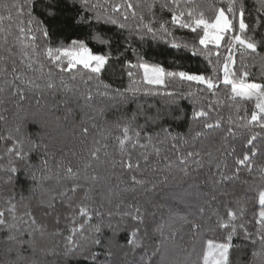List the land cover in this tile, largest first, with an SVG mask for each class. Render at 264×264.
<instances>
[{
    "label": "snow or ice",
    "instance_id": "1",
    "mask_svg": "<svg viewBox=\"0 0 264 264\" xmlns=\"http://www.w3.org/2000/svg\"><path fill=\"white\" fill-rule=\"evenodd\" d=\"M75 5L79 3L81 9L85 11H93L95 5L90 3V0H71ZM258 11H264V0H258ZM159 5L161 11L167 10L171 13L170 21H160L159 28H154L152 25L156 23L155 15L151 19L144 22V16L140 15L141 21L134 30L135 34L143 41L145 36L151 34L153 40L162 41L177 52L190 51L193 56L203 57L211 66L209 74L203 73H189L185 70H167L160 63H150L140 56L136 49H131L133 55L137 56V62L127 63L129 69L127 75L130 79V84L127 88L121 90L119 88L112 90L110 96L109 91H104L103 96L111 99L119 98L122 102H127L129 98H135L138 95H160L170 97L169 103L177 104L180 99L186 96L196 97L197 93L205 92L210 94L215 99L209 100L208 110L201 105L198 109L193 108L192 121L200 122V130L193 134V128H189V135L177 133L173 135L168 129H162L163 135L157 133L155 136H145L146 143H141L142 128L134 125L136 115L133 114L131 118L123 124H117L119 135L112 137L111 131L105 129L101 133L100 140H94L93 145L86 149L87 156L82 157V163L79 167L74 169L71 162H65L63 159L59 162L58 167L64 170V175L56 172L54 176H41L40 179H55L56 184L51 188L46 189L47 198L39 201L38 207L45 208L48 211L44 213L45 216L52 218V230L49 232L46 224H38L37 218L30 208L25 206L26 210L23 215H17V205L13 203L12 199L7 201L8 207L0 210V232H5L3 238V255L4 259L0 260V264H79L81 260L84 264H118L113 260L115 255L113 248L123 249L128 247L130 252H125L124 256L134 254L136 249L144 247L145 241L141 236V226L145 223L144 209L139 203H129L126 205L127 211L121 212L120 207L124 204L121 200L116 206V211H108L107 216L109 220L113 215L119 216L121 219L130 217L136 222L135 226L129 229L127 244L122 245L117 243L114 239H108L105 243H101L99 233L101 228L99 225L91 226L93 215L102 216L101 212L103 204L97 205L95 200L91 198V194L96 190L97 185L101 181H110L113 176L121 183L123 174L116 175L115 169L120 167L129 173V180L134 186H140L143 191L141 195H147L156 191L158 184H168L170 181H175L178 178L187 177L190 175L189 164L195 165L197 169L204 167V157H208V163L211 164L215 158L214 152L211 150L206 151H187L177 157V160L168 162L165 166V174L159 181H147L138 173H143L149 164V157L155 155L158 160L161 157L163 149L159 145L170 144L172 149H179L183 145H188L200 138L207 139L210 135V130L221 128V121L223 117L217 115L214 119L209 116V112L213 109V105L219 106L223 101L220 97L221 86L227 90V98L233 103L230 107L236 109L239 113L241 107L245 102H253L254 109L251 115L244 116L237 115L235 118L229 116L227 122L229 125H234L239 129H250L251 127H259L264 130V84L250 82L248 77L250 75L248 69L254 66L255 62L259 60L264 66V47L261 45V40L254 38L255 27L249 31V24L245 21V5L243 0H220V6L214 7L211 15H206L205 11L201 9L196 0H150L148 4L149 12ZM183 5V6H182ZM7 7V6H6ZM14 7L17 10L18 17H26L20 19L16 24L19 35L16 37V43L20 46L21 63L28 70L36 71L33 68L34 64L39 65V77L26 78V73L17 69L15 62L11 65L12 79H8L9 69L6 64L0 63V79L3 83L0 84V103L4 100V94L11 90L12 96H19L21 100L25 99V92L31 90H39L41 93L44 91H51L53 94L58 90L65 92L73 91L72 86H69L64 76H59V85L55 82V74L51 69L47 73L44 72L45 65L40 63L39 57L41 55L55 68L59 73H71L69 79L75 81L79 77L80 81L87 85L89 81H94L97 88L101 85L104 89H111V85L104 83L100 79V74L105 69L109 60L112 59L111 44L112 40L106 34H102L95 25L103 22L105 25H116L120 29L127 28V24L121 23L118 19L110 16H101L94 14L92 17H84L77 14L73 18V23L81 25H89L94 30L91 34L84 39L76 38L71 39L68 44H59L58 46H46L43 52L37 51L39 45L37 41V33L45 38L46 44L49 38L48 25L40 16L36 15L35 9L42 8L45 17L54 20L59 12V0H23V3H16ZM121 7L132 9L133 5L129 2L126 5H113L115 11H119ZM133 16H137L135 11L132 12ZM124 20L128 19L127 11L123 14ZM13 20L11 10L9 15H0V48H3L10 55H12L11 48L5 47L8 42V35L11 33L4 27V21ZM93 21L95 24H93ZM178 26L180 29H188L195 33L193 40H178L174 35L172 29L167 25ZM131 34V31H130ZM264 39V37H262ZM88 40H92L99 45L105 46L102 53L94 52L89 46ZM131 48V45L128 46ZM223 48V52L221 49ZM30 50V51H29ZM128 49H125L127 51ZM237 53L240 57L239 66L237 67ZM215 57V59H213ZM119 58L118 56L116 57ZM6 58L0 56V61ZM246 60H251L252 63H247ZM76 71H73V70ZM132 69H136L134 73ZM137 73L138 79H133ZM222 73V75H221ZM37 79L44 80L43 85L36 82ZM17 81L20 83L17 84ZM186 82L188 91L187 93L179 92L173 89L169 91V86L173 83ZM26 85L27 87H21ZM194 86H196L194 88ZM202 86V87H199ZM75 94V93H74ZM86 105L92 99L91 91L83 94ZM207 98V97H205ZM66 103V101H65ZM193 103H196L193 100ZM38 106L37 113L33 114V118L28 116H18V123L15 127V134L9 131L7 136H0V139L11 141V147L6 148V154L10 157L9 167L6 171L15 173L17 169L12 167L11 156L15 154L20 159H26L27 153L25 151V143L30 146L27 152H32L37 149H43L44 155L48 156L49 145L37 144L31 140V134L22 132L26 129L28 123L40 124L41 121L36 119L40 111V101L37 100ZM90 107V105H87ZM20 105L17 104V108ZM102 113L103 109H98ZM179 117H177L178 119ZM203 118V119H201ZM0 119L4 117L0 116ZM59 120V118H57ZM66 120L67 117H64ZM92 128H96L92 124ZM80 134L82 137L89 135V128L87 121H82L80 126ZM238 133L233 127L226 130V135L221 137V148H223L228 141L229 137L235 138ZM259 133H251L250 138L247 139V144L252 146L251 156L256 155L255 145L253 141L256 140ZM112 137L115 140L116 149L115 154L109 151V144L107 140ZM155 141V143H154ZM148 146L152 147V152L143 151L140 153L145 167L141 168V160H133L131 150L139 147L146 149ZM221 148L216 151L220 152ZM231 151H235L232 149ZM117 156L119 158H117ZM102 157L104 158L102 160ZM3 157H0L2 159ZM163 159L168 160L167 156ZM48 160L41 161V169L43 172L48 169ZM237 165H243L251 173L252 161L248 153L243 154L242 158L236 160ZM104 166L108 172L107 176H100L97 168ZM221 164H216L215 175L220 177V180H234L238 178L240 168L237 167L231 174L226 171L222 172ZM226 169L227 165H223ZM92 173L89 174V170ZM157 169L153 166V171ZM259 176L264 180V167L259 169ZM33 181L37 180L35 172L31 173ZM11 179V177H9ZM151 184L148 187V184ZM216 183V181H213ZM83 190L84 201L74 203L76 194ZM135 191V187L131 188ZM109 195L113 194L111 187L108 189ZM227 193L222 192L221 195ZM23 199V198H22ZM216 200L213 195L208 204ZM258 202L260 211L258 219L256 220V227L249 230L244 223L237 225L234 223L243 216L244 209L240 208L239 211L231 208L226 209L227 219L221 216L218 212H213L212 215L216 216V226L227 229V233L223 242H217L214 239H207L206 247L195 259H192L191 253H188L187 248L182 245H176L177 233L184 225H191V230L194 236H198L203 231H214V228L208 224L209 216L204 218L205 209H199V216L189 218V215H180L179 213H170L174 216L175 220L180 223V227L171 226L167 235L164 233V226L158 225L155 231L160 234L159 239L154 246L151 247L150 252L145 250V254L140 257L143 264H233L230 259L231 250L237 247L232 243L233 238L238 235V228L242 231V239L247 241L248 245L253 246L251 253L252 260L249 264H264V190L258 192ZM239 203V202H238ZM57 204H62L70 209V213H61L57 209ZM5 212L8 213L6 218ZM69 221L68 235L64 236L63 231L57 227L61 223V217ZM154 215V213H153ZM82 218L81 222L77 223V219ZM203 221V222H202ZM111 227V224H109ZM91 232V235L87 233ZM147 229H145V235ZM48 237L63 236V244H57L54 239H46ZM258 246V249H257ZM170 248L178 249L180 252L187 253L183 260L170 261L167 252ZM102 249L103 251H99ZM195 249H193L194 251ZM104 256V260L100 261V256ZM48 257L53 260L49 261ZM157 258V259H153Z\"/></svg>",
    "mask_w": 264,
    "mask_h": 264
},
{
    "label": "trees",
    "instance_id": "2",
    "mask_svg": "<svg viewBox=\"0 0 264 264\" xmlns=\"http://www.w3.org/2000/svg\"><path fill=\"white\" fill-rule=\"evenodd\" d=\"M129 2L133 5L132 9H126L125 7H121L119 11L113 9V5H126ZM16 3H23V0H0V15H9L10 9L13 16L12 21L7 19L4 21V27L11 33L8 35V42L5 47L11 48L13 54L10 55L3 48H0V56L6 58L0 63L7 65L9 69L7 78L9 80L12 79L11 65L13 62L17 65L18 70L26 73V78L39 77L38 64L33 65V68L37 70L32 71L26 69L21 63L20 46L16 43V37L19 35L16 24L20 19L26 20V17L17 16V10L14 7ZM90 3L95 5L93 11L83 10L79 3L73 5L71 0H59V12L54 20L45 17L42 8L35 9L36 15L44 20L49 29L47 44L45 38L37 33L36 43L39 45L37 51L42 53L46 46H58L61 43H70L71 39L87 38L94 29L86 24L73 23V18L77 14L84 17L100 14L101 16H110L118 19L121 23L127 24L128 27L120 29L116 25H105L103 22L95 25V29H98L102 34H106L112 40L111 51L113 58L109 60L100 74V79L104 83L111 85V89L106 90L102 85L97 88L94 81H89L85 85L80 81L79 77L73 81L69 79L72 75L71 73H59L58 69H55L41 55L39 61L45 65L44 72L47 73L51 69L55 74L54 79L57 85L60 83L58 77L64 76L66 83L72 86L73 91L58 90L53 94L51 91L41 93L39 90H31L25 92L26 98L21 100L19 96H12L10 94L11 90H9V92L4 94L3 102L0 103V116L4 117V119H0V136H7L9 131L15 134L14 130L18 123V116L26 115L30 119L33 118V114L37 113L38 108L36 101H40V111L35 118L39 119L41 123H28L26 129H22V132L30 133L31 140L37 144H48V152L50 154L45 156L43 149L27 152L30 145L25 143L27 157L26 159H20L13 154L11 156V166L15 167L17 171L10 173L6 171L9 167L10 159L6 154V148L11 147L12 142L0 139V157H3L0 159V210L6 209L8 207L7 201L12 199L13 203L17 205V215H23L26 210L25 206H27L36 216L37 223L46 224L49 232L52 230V218L45 216L44 213L48 210L38 207V205L41 199L47 198L45 190L54 186L56 181L55 179L41 180L40 177L54 176L56 172L64 175V170L58 167L61 159L66 163L70 161L71 166L76 169L81 165L82 157L87 156L86 149L92 147L94 140L101 139V133L105 129L111 131L112 137L119 135L117 124L125 123L133 114L136 115L134 125L143 129L141 132V143H146L144 138L147 135L155 136L160 133L162 136V129L165 128L171 131L173 135L180 133L190 139L189 128H193L194 134L201 127L199 121H192L193 108L198 109L203 105L205 110H208L209 100L215 99L208 93L200 92L197 93L196 97L186 96L180 99L177 105L169 103L170 97L164 96L162 93L160 95L130 97L126 103L120 101L119 98L114 100L103 96L102 93L104 91H109L111 96L112 90L117 88L123 90L129 86L131 81L127 75L129 70L127 63L129 61L132 63L137 62V56L133 55L131 49H136L137 53L148 62L160 63L167 70H185L189 73L207 75L211 72V66L203 57L193 56L190 51L177 52L170 45L159 40H153L151 34L146 35L143 41L140 40L139 36L134 32L136 26L141 23L139 20L140 15L144 16V22L149 21L152 15H155L156 23L152 25L154 28H159V23L162 20H171V13L167 10L161 11L159 5L150 13L148 9L150 0H90ZM196 3L200 5L206 15H211L213 8L220 6V0H196ZM243 3L245 5V21L249 24V31L251 33L252 28L255 27L254 38L261 40V45L264 47V39H262L264 37V11H258V0H243ZM125 11L128 14L127 20L123 18ZM133 11L137 13V16L132 15ZM93 24H95L94 21ZM167 26L172 29L173 35L178 40L195 39L196 34L188 29H180L170 23ZM88 43L94 52L102 53L105 50V46L99 45L92 40H88ZM129 45H131V48L128 47ZM125 49L128 50L125 51ZM221 51L223 52V48ZM117 56L119 57L118 59L116 58ZM239 62L240 57L237 53V67ZM246 62L252 63L251 60H246ZM73 71L76 70L74 69ZM132 71L134 73L137 72L136 69H132ZM248 71L250 73L248 77L250 82L264 84V66L261 65L259 60L255 62L254 66L249 67ZM140 74L142 73H137L133 79H138ZM36 82L41 85L45 83L44 80L40 79H37ZM2 83L3 79H0V84ZM19 83L17 81V84ZM21 87L26 88L27 86L21 85ZM173 89L187 93V83H173L168 90L172 91ZM89 90L91 91L92 99L87 102V105H90V107L86 105L83 95L88 93ZM220 97L223 102L219 106L213 105V109L209 112V116L213 119L217 115L224 118L221 121L220 129L210 130V135L207 139L200 138L188 145H183L179 149H172L171 145L167 143L164 145L157 144L158 147L163 149L161 157L158 160L155 155L150 156L147 169L137 175L138 178L143 176L147 181H159L165 174L164 169L168 162H174L179 155L192 150L213 151L215 158L211 164L208 163L207 156L204 157V167L202 168L197 169L195 165L190 163L189 176L170 181L166 185L158 184L156 191L147 195H141L143 189L140 186L132 185L129 180V173L117 167L115 173L116 175L123 174L125 183H121L116 179V176H113L110 181H101L91 194V198L95 200L97 205L103 204L101 212L104 214L102 216L93 215L91 221V226L99 225L101 228V232L98 235L102 244L108 239H114L117 243L126 245L129 235L128 230L136 224L130 217L121 219L119 216L113 215L111 220H109L107 212H115L116 206L121 200L124 201V204L120 207L121 212L128 210L126 205L129 203H139L144 209L145 223L141 226V236L145 241V245L140 249H136L134 254L127 257L124 256V253L130 252V248H113L115 255L112 259L117 261L118 264H143L140 257L145 254V250L150 252L151 247L161 239L155 228L158 225H163L164 233L167 235L171 226L180 227V223L175 220L171 213L190 214L189 218L191 219L194 216H199V209L203 207L205 209L204 218L207 219L211 216L208 224L214 228V231H203L200 235L194 236L191 225H184L177 233L176 245H182L187 248L188 253L192 255V259L200 255L202 249L206 247L207 239L211 238L217 242H223L225 238L228 230L216 226V216L212 215L213 212H218L227 219V208L236 211L243 208V216L234 223L237 225L244 223L249 230L258 227L256 220L261 210L258 202V192L264 190V180L259 176V169L264 167V130L258 126L250 129H239L235 128L234 125H229L227 118L230 115L234 118L237 115L244 116L247 114L250 116L251 112L255 110L254 103L245 102L239 113H237L235 108L229 106L233 102L227 98V90L223 89V86H221ZM193 100L196 103H193ZM17 104L20 105L19 108H17ZM98 109H103V112H98ZM64 117H67V119L65 120ZM177 117L179 118L177 119ZM82 121H87L89 128L87 137H82L80 134ZM92 124H95L96 128H92ZM229 127H233L238 135L235 138L229 137L227 144L221 148V137L226 135V130ZM251 133H259L256 140L253 141L256 151L255 156H251L252 146L247 144V139L250 138ZM112 137L107 140V143L109 144V151L115 154L116 144ZM217 148H221V151L217 152ZM232 149H235V151H231ZM143 151L152 152V147L148 146L146 149L137 147L131 150L133 160H141V168L145 167L140 157V153ZM245 153H248L251 157V173L245 166L236 164V160L242 158ZM164 156H167L168 160L163 159ZM117 158L119 157L117 156ZM43 159H47L49 163L48 169L41 172V161ZM216 164H221L220 171H226L227 174H231L239 167L238 178L220 180V177L215 175L217 171ZM223 165H227V168L225 169ZM153 166L157 169L156 171H153ZM33 172L37 175L36 181L31 178V173ZM97 172L102 177L108 175L104 166L98 167ZM91 173L92 170L90 169L89 174ZM213 181H216V183H213ZM147 186L150 187L151 184L149 183ZM109 187L113 190L112 195L108 193ZM132 187H135V191L131 190ZM222 192L227 194L221 195ZM213 195L216 196V200L208 204L207 201ZM81 201L90 202L84 201L83 190H80L74 198V203ZM57 209L65 214L71 212L70 209L62 204H57ZM5 216L6 218L8 217L7 212H5ZM81 219L78 218L77 223L81 222ZM68 223L69 221L62 215L61 223L57 227L63 231L64 236L68 235ZM109 224H111V227H109ZM145 229H147L146 235ZM87 234L91 235L92 233L89 232ZM5 235V232H0V260L4 259L2 241ZM46 239H54L61 246L63 244V236L55 238L46 236ZM232 243L237 246L231 250L230 254L233 264H249L252 260L253 246H244L247 241L242 239V231L239 228L238 235L233 238ZM193 249L195 250L193 251ZM98 250L103 251L102 249ZM186 255L187 253L180 252L175 248H170L167 252L170 261L183 260ZM99 259L103 261L104 256L101 255ZM48 260L52 261L53 258L48 257ZM79 264H84V261L81 260Z\"/></svg>",
    "mask_w": 264,
    "mask_h": 264
}]
</instances>
